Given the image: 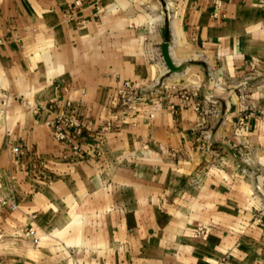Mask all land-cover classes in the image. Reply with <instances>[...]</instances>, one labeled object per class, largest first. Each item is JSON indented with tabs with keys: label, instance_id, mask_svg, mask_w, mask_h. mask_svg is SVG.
<instances>
[{
	"label": "crops",
	"instance_id": "obj_1",
	"mask_svg": "<svg viewBox=\"0 0 264 264\" xmlns=\"http://www.w3.org/2000/svg\"><path fill=\"white\" fill-rule=\"evenodd\" d=\"M161 1L0 0V264H264V1Z\"/></svg>",
	"mask_w": 264,
	"mask_h": 264
},
{
	"label": "built area",
	"instance_id": "obj_2",
	"mask_svg": "<svg viewBox=\"0 0 264 264\" xmlns=\"http://www.w3.org/2000/svg\"><path fill=\"white\" fill-rule=\"evenodd\" d=\"M264 1V0H263ZM121 103L129 109L131 108L130 99L133 94L142 92L139 88L134 84L132 81H123L121 87L117 90ZM184 100H188V96H183ZM246 98V95H241V99ZM5 106V103H3ZM196 111H199L200 106L195 104ZM48 126L52 129L53 138L60 142L72 145L74 151L79 152L80 146L75 143L76 138H80L85 131H91L92 127L89 122H84L83 120H79L74 114L63 112L62 114L58 115L55 119L50 120L47 122ZM13 153H18L16 148L13 149ZM0 206H9L11 211L17 208V205L14 202H9L8 200L0 198ZM206 232V229L203 227H197L193 234L194 238H201ZM28 235H32L33 243L37 244L39 239L33 233V230L30 229L28 231ZM218 264V263H214Z\"/></svg>",
	"mask_w": 264,
	"mask_h": 264
},
{
	"label": "water",
	"instance_id": "obj_3",
	"mask_svg": "<svg viewBox=\"0 0 264 264\" xmlns=\"http://www.w3.org/2000/svg\"><path fill=\"white\" fill-rule=\"evenodd\" d=\"M169 45L166 43L161 47V55L163 57L164 65L167 68V70L171 72H178L180 70L179 66H175L171 56L169 55Z\"/></svg>",
	"mask_w": 264,
	"mask_h": 264
},
{
	"label": "rangeland",
	"instance_id": "obj_4",
	"mask_svg": "<svg viewBox=\"0 0 264 264\" xmlns=\"http://www.w3.org/2000/svg\"><path fill=\"white\" fill-rule=\"evenodd\" d=\"M163 1H165V3L164 2H162V5H163V7L164 8H167V5H168V1L167 0H163ZM137 44V43H136ZM158 60H160V62H163V59L161 58V57H158ZM157 62V61H156ZM164 63V62H163ZM164 67H165V65H164ZM166 68V67H165ZM167 69V68H166ZM171 74H173L171 71H168V73H167V75H165L163 78H162V80H161V83L163 82V81H165L166 79H167V77L168 76H170Z\"/></svg>",
	"mask_w": 264,
	"mask_h": 264
},
{
	"label": "bare ground",
	"instance_id": "obj_5",
	"mask_svg": "<svg viewBox=\"0 0 264 264\" xmlns=\"http://www.w3.org/2000/svg\"><path fill=\"white\" fill-rule=\"evenodd\" d=\"M177 54H179L178 56H180L181 54H180V52H178Z\"/></svg>",
	"mask_w": 264,
	"mask_h": 264
}]
</instances>
